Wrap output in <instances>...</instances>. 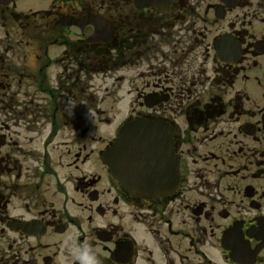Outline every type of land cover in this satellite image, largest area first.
<instances>
[{"label": "flooded vegetation", "instance_id": "obj_1", "mask_svg": "<svg viewBox=\"0 0 264 264\" xmlns=\"http://www.w3.org/2000/svg\"><path fill=\"white\" fill-rule=\"evenodd\" d=\"M133 121L169 135L165 196L104 161ZM82 256L264 264V0H0V264Z\"/></svg>", "mask_w": 264, "mask_h": 264}, {"label": "water", "instance_id": "obj_2", "mask_svg": "<svg viewBox=\"0 0 264 264\" xmlns=\"http://www.w3.org/2000/svg\"><path fill=\"white\" fill-rule=\"evenodd\" d=\"M114 176L128 189L148 198H159L176 186L177 169L171 156L170 138L164 126L124 125L114 145L103 154ZM170 172V182L168 173Z\"/></svg>", "mask_w": 264, "mask_h": 264}, {"label": "rangeland", "instance_id": "obj_3", "mask_svg": "<svg viewBox=\"0 0 264 264\" xmlns=\"http://www.w3.org/2000/svg\"><path fill=\"white\" fill-rule=\"evenodd\" d=\"M95 84H96V87H97V86L105 87V85H106V83H105V82H102V81H96ZM109 84H111V82H109ZM119 93L121 94L120 91H119ZM122 93H123V92H122ZM129 98H130V97H129ZM112 104H113V102L111 103V105H112ZM125 111H126V109H125ZM124 113H125V112H124ZM124 113L122 114L120 111H118V112H117V111H113V112H110V113H109L111 117H112V116H115V117L113 118V122H112V124H111V126H110V129H111L112 132L114 131V128H116V123L122 119ZM102 128L105 129V127H102ZM93 146L96 147V148H97V147H101V145L98 144V142L94 143Z\"/></svg>", "mask_w": 264, "mask_h": 264}, {"label": "clouds", "instance_id": "obj_4", "mask_svg": "<svg viewBox=\"0 0 264 264\" xmlns=\"http://www.w3.org/2000/svg\"><path fill=\"white\" fill-rule=\"evenodd\" d=\"M81 259L84 261V264H91L86 256H82Z\"/></svg>", "mask_w": 264, "mask_h": 264}]
</instances>
